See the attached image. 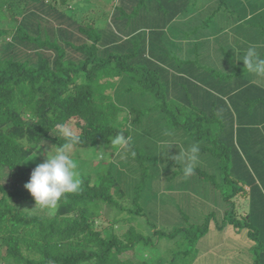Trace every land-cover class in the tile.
Returning a JSON list of instances; mask_svg holds the SVG:
<instances>
[{"label":"trees","instance_id":"16d2710c","mask_svg":"<svg viewBox=\"0 0 264 264\" xmlns=\"http://www.w3.org/2000/svg\"><path fill=\"white\" fill-rule=\"evenodd\" d=\"M32 1L17 26L15 40L6 44L0 53V264H150L134 258L136 248L145 247L150 251L157 247L149 237L137 232L133 225L118 235L113 229L120 222L118 216L107 227L98 229L97 224L103 215L102 206H116L119 211L127 212L130 220L145 215L140 201L151 176L149 163L152 157H157L154 150L135 148L131 141V150L136 155L129 154V157L142 172L138 174L140 179L129 207L120 205L116 199L125 193L116 174V162L108 164L105 172L100 169L102 164H97L88 174L80 173V190L65 194L66 198L58 202L55 215L35 208L34 198L24 188L35 168L28 161L41 150L45 151L44 147H58L66 142L57 127L60 124L67 126L75 121L79 132L74 134L80 140L73 147L95 153L104 152L103 147L111 145L110 139L118 131L130 136V131L122 129L119 121L123 109L108 92L119 78L131 80L133 85L128 90L156 101L146 110L132 108L134 123L140 124L147 114L158 111L163 117L162 129L189 137L200 146L207 161L219 164L217 177L199 167H195L192 176L218 189V199L229 208L227 213L230 208L233 212V198L245 192L229 175L241 160L234 146L239 136L221 141V118L214 110L211 96L199 91L192 80L170 75L151 61L143 51L144 38H129V34L102 38L96 27L97 19L94 27L87 30L82 22L55 5L44 0ZM69 1L61 0V4L68 5ZM219 1L220 8L214 12L226 9L227 0ZM143 2L137 7L141 8ZM5 3L0 0L1 6ZM118 9L119 5L115 11ZM3 34L4 30H0V37ZM255 90L259 96L264 92L257 87ZM257 98L244 104L264 100ZM27 107L32 110L31 117L26 116ZM244 113L256 115V110ZM251 158L259 167L264 166V159ZM240 166L243 168L241 163ZM244 215L248 217L247 213ZM225 218L220 225L216 213L212 212L200 225L187 221L172 231H154L157 243L162 239L175 241L154 264H179V261L189 264L185 260L190 256L191 247L207 234L212 222L218 227L229 223L246 225L233 213ZM255 233L254 239L262 242L264 230H255ZM257 249L251 264H264V245L259 244Z\"/></svg>","mask_w":264,"mask_h":264},{"label":"rangeland","instance_id":"374dc122","mask_svg":"<svg viewBox=\"0 0 264 264\" xmlns=\"http://www.w3.org/2000/svg\"><path fill=\"white\" fill-rule=\"evenodd\" d=\"M5 1L7 3L0 5V30H4L0 37V53L4 51L6 44L15 40L13 38L29 6L27 4L31 5L33 2ZM44 1L73 16L77 22H82L87 30L94 27V19H97L96 27L102 38L131 34L139 30L129 38H144L143 51L151 61L170 75L192 80L197 83L199 91L211 96L214 110L221 118V141L237 139V134L239 136L234 141V146L238 148L241 158L239 162L243 168L240 163L239 166L234 165L229 175L244 187L245 192L233 198L235 206L233 212L230 208L228 214L229 208L218 199V189L208 187L198 176L186 177L181 172L184 167L183 157L178 156L176 161L173 159L179 151L183 153L196 144L183 134L162 129L163 117L158 111L147 114L140 124L134 123L132 108L146 110L156 101L140 92L128 90L133 85L131 80L119 78L115 87L108 92L123 109L119 115L121 128L130 131L135 148L143 147L149 152L154 150L157 157H152V162L149 163L151 176L148 177L140 201L145 215L130 220L128 213L119 211L116 206H102L103 215L98 219L97 228L109 226L116 216L120 222L115 223L113 229L118 235H123L133 225L137 232L157 244L150 251L145 250V247H139L138 250L136 248L134 258L154 264L175 242L162 239L157 243L154 231H172L186 225L187 221L199 224L212 212L216 213L220 225H223L225 216L233 213L246 225L229 223L218 227L212 222L207 234L191 247L190 256L185 263H253L257 246L264 245V240L259 242L254 239L255 230H264V166L259 167L251 158L255 156L264 159V150L260 153V149H264V100L244 103L257 97L264 98V92L259 96L255 90L257 87L264 91V82H256L244 69L243 61L238 59L243 58L250 45H256L257 51L264 57V0H227L226 9L222 8L220 13L214 12L217 7L220 8L219 0H70L68 5H62L61 0ZM141 2V8L137 7ZM117 5L119 9L115 11ZM121 22L123 25L119 24ZM43 28L46 32L42 24ZM162 69L160 73L163 75ZM254 109L256 115L244 113H251ZM25 112L27 117H31L30 107ZM67 127L73 133L79 132L75 121ZM168 147L170 148L167 149ZM44 148L45 151L41 150L28 161L30 167L43 163L47 152L54 147L48 145ZM103 148L104 152L95 153L93 150L73 147L70 155L77 160L78 170L83 174H88L97 164H102L100 169L105 172L108 164L116 162V174L125 191L124 196L116 199L120 205L129 207L133 203L135 184L140 179L138 174L142 171L137 169V163L129 157L131 153L125 155L111 145ZM207 160L208 157L199 151L195 167L205 168L206 172L219 176V164L217 166V163ZM171 175L174 177L171 178ZM250 210L251 216L245 218L244 211L248 213ZM251 258L253 261L247 263ZM216 260L218 261L215 263Z\"/></svg>","mask_w":264,"mask_h":264},{"label":"clouds","instance_id":"9594fccd","mask_svg":"<svg viewBox=\"0 0 264 264\" xmlns=\"http://www.w3.org/2000/svg\"><path fill=\"white\" fill-rule=\"evenodd\" d=\"M238 60L243 61L244 69L253 76L256 82H264V57L257 51L256 45H250L243 58ZM57 127L60 134L66 137V142L61 146L54 147L55 151L52 149L47 152L45 161L34 168L29 181L24 184V188L35 200V208L47 210L49 215H55L61 198H66L65 194L67 193L78 192L82 183L78 170L79 164L70 155V150L79 143L80 137L64 124ZM110 140L113 149H119L125 155L129 153L132 156L136 155L131 150L132 138L130 136H125L123 132L118 131V134ZM199 151V147L193 145L189 150L183 153L179 151V154L173 157L175 161L178 156L183 157V174L186 177L194 173Z\"/></svg>","mask_w":264,"mask_h":264},{"label":"crops","instance_id":"0c3cea01","mask_svg":"<svg viewBox=\"0 0 264 264\" xmlns=\"http://www.w3.org/2000/svg\"><path fill=\"white\" fill-rule=\"evenodd\" d=\"M138 31H139V30H137V31L134 32V33L129 34V36H131V35H133V34H136ZM245 213H247V212H245ZM247 215H248V217H250V216H251V212L249 211V212L247 213ZM205 252H207V250H206ZM217 261H218V260H216L215 263H216ZM252 261H253V258L247 260V263H251Z\"/></svg>","mask_w":264,"mask_h":264}]
</instances>
